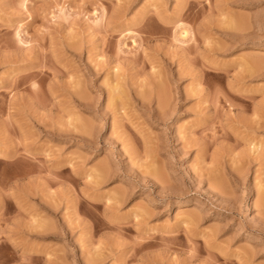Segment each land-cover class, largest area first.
<instances>
[{
    "label": "rangeland",
    "instance_id": "obj_1",
    "mask_svg": "<svg viewBox=\"0 0 264 264\" xmlns=\"http://www.w3.org/2000/svg\"><path fill=\"white\" fill-rule=\"evenodd\" d=\"M262 194L264 0H0V264H264Z\"/></svg>",
    "mask_w": 264,
    "mask_h": 264
},
{
    "label": "bare ground",
    "instance_id": "obj_2",
    "mask_svg": "<svg viewBox=\"0 0 264 264\" xmlns=\"http://www.w3.org/2000/svg\"><path fill=\"white\" fill-rule=\"evenodd\" d=\"M185 32L183 31V34H184ZM185 35V34H184ZM263 193V192H262ZM263 195V194H262ZM261 198H263V199H261L262 201V204L264 203V195L261 197Z\"/></svg>",
    "mask_w": 264,
    "mask_h": 264
}]
</instances>
